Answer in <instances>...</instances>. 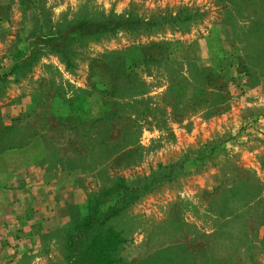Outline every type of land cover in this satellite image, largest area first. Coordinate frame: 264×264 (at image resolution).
I'll use <instances>...</instances> for the list:
<instances>
[{"label":"rangeland","instance_id":"rangeland-1","mask_svg":"<svg viewBox=\"0 0 264 264\" xmlns=\"http://www.w3.org/2000/svg\"><path fill=\"white\" fill-rule=\"evenodd\" d=\"M35 2L32 36L23 0H0V203L22 220L1 221L0 264H67L65 225L34 252L31 216L73 187L72 223L119 177L154 182L113 220L117 264H264V0ZM110 17L143 24L72 32Z\"/></svg>","mask_w":264,"mask_h":264},{"label":"trees","instance_id":"trees-1","mask_svg":"<svg viewBox=\"0 0 264 264\" xmlns=\"http://www.w3.org/2000/svg\"><path fill=\"white\" fill-rule=\"evenodd\" d=\"M23 4L25 5L26 13L29 10L33 12L29 19L32 23V32L30 34L32 36L34 34L37 36L41 31L39 14L42 12V8L36 4L35 0H23ZM139 24H143V21L140 19L120 20L115 17H110L105 21H81V23L76 25L72 32L75 33V35L80 32L78 36H83L85 33L94 35L105 34L115 32L119 28L136 30L138 29ZM144 24L149 26L151 22L148 21ZM144 60H147V58H144L143 61ZM136 63L137 61H134L133 64L128 65V68L134 67ZM241 64L246 70L248 69L245 61ZM209 70L208 72L206 71V73H208L205 76L206 81L213 74L211 71L209 72ZM132 72L133 70L127 72V74L130 75ZM201 83L204 85L203 82ZM200 88L203 89L202 86H200L199 89ZM107 91L108 94H111L109 89H107ZM195 99L197 98L195 97ZM118 113V110H108L104 113V116L89 121L87 123L89 128H87L85 134L90 135L92 125L98 120L103 119L109 123L113 119H118L120 117L119 115H121V117L124 116ZM17 120H20V118H17ZM105 134L106 135L102 136L105 137L102 142L103 144L109 145L110 141L108 139L111 137L107 136V130H105ZM10 148L14 147L11 146ZM75 168L76 167L73 166L71 169L73 170ZM153 182H147L139 187H132L127 183L125 177H119L115 187L108 190V193H115L114 198L110 199L107 194L93 193L85 203L84 208H82V214L80 217L71 224L63 226L59 230L58 236L59 239L61 235L63 237L64 256L67 264H117L120 261L118 250L125 242H127V238L124 236L123 231L113 225V220L123 214L127 206L130 204V201L138 197V192L141 190H149L150 185L153 184ZM245 199L246 197L244 200ZM241 203L242 202H240V204ZM260 206L264 208L263 203H261Z\"/></svg>","mask_w":264,"mask_h":264},{"label":"crops","instance_id":"crops-1","mask_svg":"<svg viewBox=\"0 0 264 264\" xmlns=\"http://www.w3.org/2000/svg\"><path fill=\"white\" fill-rule=\"evenodd\" d=\"M263 124H264V118H263ZM263 131H264V126H263ZM45 170H46V168H45ZM45 170H40V171L45 172ZM53 183H54V180L49 181L46 179L45 180L41 179V181L36 183V186L38 188L42 187L43 189H46V190L48 189L47 191H49V190H51V187H53V185H52ZM49 184H51V185L49 186ZM28 186H30V185H28ZM55 188H57V186H55ZM68 190H69V194L67 196V202H65V204L62 202V200L60 198H57L56 196H52L51 193H49L48 194V196L50 197L49 200L52 203H55V204H51V211L49 213L43 215L42 211L44 210V207L46 208V206L41 205L40 211L35 212L31 216L32 220L30 222H33V220L35 219V221H34L35 224L32 227V229L26 228L23 232H24L25 236L31 237V240H29V241H31V243L30 242L29 243L34 248L36 247V250L34 252L38 251V248L42 246V244H41L42 239H44L45 236L52 234L53 231L59 225L71 224V221L75 215V214H73L74 209L78 205V203H81L82 201L78 200V198L81 195L80 192H78V190H76L73 187H69ZM8 206H9L8 204H4L3 202L0 203V207H1L0 208V223H1V221H3V222L9 221V222H18V223L22 224V220H21L20 215L17 216L19 218V220H16L14 218L9 217L10 210L8 212ZM37 208L35 207V209H37ZM64 209H66L65 213H64ZM69 210H71V212H69ZM43 219H45V220H43ZM25 221L27 222L28 219L26 218ZM44 224H45V227L43 226ZM41 225L44 228H41L40 227ZM25 226H28V223H25ZM23 228H25V227H23ZM1 235H5L2 230H0V237H1ZM20 235H22V234L20 233Z\"/></svg>","mask_w":264,"mask_h":264}]
</instances>
